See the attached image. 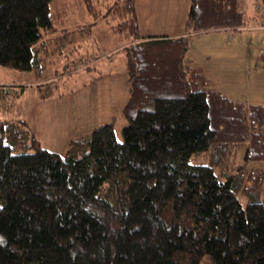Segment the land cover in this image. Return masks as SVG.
<instances>
[{
  "label": "trees",
  "instance_id": "1",
  "mask_svg": "<svg viewBox=\"0 0 264 264\" xmlns=\"http://www.w3.org/2000/svg\"><path fill=\"white\" fill-rule=\"evenodd\" d=\"M53 1L0 0V65L45 80L51 55L70 46L71 58L105 21L98 49L124 54L130 84L124 139L113 116L60 152L30 119H0V264H264V104L187 57L191 34L244 24L239 0H190L174 37L142 34L137 0H80L92 21L58 33L67 10Z\"/></svg>",
  "mask_w": 264,
  "mask_h": 264
},
{
  "label": "rangeland",
  "instance_id": "2",
  "mask_svg": "<svg viewBox=\"0 0 264 264\" xmlns=\"http://www.w3.org/2000/svg\"><path fill=\"white\" fill-rule=\"evenodd\" d=\"M255 2L256 0H239L245 22L237 29L234 26L219 27L191 35V47L187 57L194 55L196 60L210 66L212 75L218 79L220 89L249 103L264 104V28L258 26L260 19L253 16ZM51 4L53 12L67 10L63 16L59 14L55 22L58 33L65 28H76L92 21L80 0H54ZM189 5L190 0H162L160 10L162 8L164 11V19L157 20L156 31L179 32L184 27ZM258 15L261 16V12ZM105 26V21H99L91 35L82 34L83 40L80 47L75 49L77 51L75 56L70 58L68 54L70 46L51 55L48 78L45 80L37 81L32 72L0 65V86L5 84L17 88L22 84L26 86L25 91L17 98L0 93V119L25 118L28 121L30 119L31 129L44 145L60 152L65 151L71 137L86 133L102 124L94 116L97 97L92 94L91 86L94 87L103 74L114 72L112 88L117 94L119 81L116 77L121 70L119 67L125 68L122 59L119 61L122 64L116 66L109 64V60H106L108 63L102 60L105 57L102 53L105 51L98 49V46L106 41H104L106 37L101 39L100 32H96L99 29L103 30ZM120 54L122 53H117L115 57L119 58ZM121 58H124V54ZM70 59L80 60L75 62L77 70L73 72L68 71L72 68L70 64L74 62ZM50 82L56 84L55 92L49 98H39L37 95L39 83ZM81 85L89 87L79 90ZM120 97L121 95L119 98L117 95L113 97V115L117 118V136L123 140L122 128L127 124V119L121 115L119 109ZM245 146L246 144H243L239 148L238 160L242 159ZM262 165L264 166V161ZM201 260L200 264H212L208 254Z\"/></svg>",
  "mask_w": 264,
  "mask_h": 264
},
{
  "label": "crops",
  "instance_id": "3",
  "mask_svg": "<svg viewBox=\"0 0 264 264\" xmlns=\"http://www.w3.org/2000/svg\"><path fill=\"white\" fill-rule=\"evenodd\" d=\"M161 1L162 0H137V12H139V21L141 23V33L146 36H149L151 34H154V35L166 34L172 37L184 35L186 21L184 23V27H182V29L179 32L159 33L156 31L157 24H158L157 20L159 18L160 20L164 19L163 17L164 11L162 10V8L160 10ZM254 15H255V12L253 13V16ZM109 47L106 50H104L105 52L102 53V55L105 56L102 58V60L104 61L109 60L110 62L106 61V63L109 62V64H114L115 66L117 64H122L121 62L119 63V61H121L120 59L124 61V58H121L122 54H120L119 58L115 57L116 54L111 55V53H113L115 49L113 47H110V48ZM189 58H191L195 64H201L202 66H205L208 69V71H210V73L212 72L210 66L196 60V57L194 55L193 57H189ZM119 69H121L119 71V76L116 77V79H118L119 81V88H118L117 94L113 92V88H112L113 87V75L115 74L114 72L113 73L107 72V74H103L100 77V79L96 81V83L94 84V87L90 85L92 89V94H94L97 97V104H95L96 113L94 114V116L97 119V121L101 122L102 124L108 122L109 119L110 118L112 119L114 116L113 115V107H114L113 97L117 95L119 98V96L121 95L119 99V102L121 104L119 109L122 110V108L126 104L125 102L128 100L129 95H130V92H129L130 84H129V81L127 80V71L123 67H119ZM86 87L88 88L89 85L85 87L81 85V88L79 90H84Z\"/></svg>",
  "mask_w": 264,
  "mask_h": 264
},
{
  "label": "built area",
  "instance_id": "4",
  "mask_svg": "<svg viewBox=\"0 0 264 264\" xmlns=\"http://www.w3.org/2000/svg\"><path fill=\"white\" fill-rule=\"evenodd\" d=\"M259 9H260V12H261V16L262 17H259L260 24L258 26H260L261 28H264V4H263V6L259 7ZM263 63H264V59H263Z\"/></svg>",
  "mask_w": 264,
  "mask_h": 264
}]
</instances>
